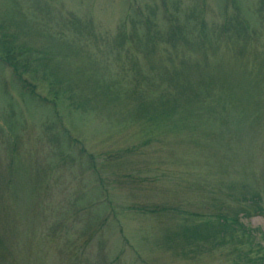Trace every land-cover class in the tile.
I'll use <instances>...</instances> for the list:
<instances>
[{"label":"rangeland","instance_id":"rangeland-1","mask_svg":"<svg viewBox=\"0 0 264 264\" xmlns=\"http://www.w3.org/2000/svg\"><path fill=\"white\" fill-rule=\"evenodd\" d=\"M3 46L0 264H245L207 237L264 197V0H0Z\"/></svg>","mask_w":264,"mask_h":264},{"label":"trees","instance_id":"trees-1","mask_svg":"<svg viewBox=\"0 0 264 264\" xmlns=\"http://www.w3.org/2000/svg\"><path fill=\"white\" fill-rule=\"evenodd\" d=\"M171 39L172 37L168 39L167 42L171 43ZM5 48V46L0 47V62L12 68L18 77L22 79L23 76L20 74L21 70L19 69L15 57H10V54H14V51ZM22 66L25 68L24 65ZM29 90V87H25L24 92L29 93ZM43 101L45 103L51 102L48 99H43ZM249 193H247L246 190H242L239 194L240 196L236 198L235 202L237 203L234 205L238 208H233L232 205L227 202L220 201L221 203L217 205L214 215L212 216L218 223L214 225L218 228V231L207 238L211 237L213 239L212 242H216L214 243L215 246H224L228 242L233 243L231 253L236 259H239L245 264H247V262L248 264H264V245L258 242L255 232L249 231L242 224L241 220L243 216L252 215V210H255L256 214H264V209L261 207L264 197L257 193ZM152 211H154V209L147 212ZM170 211L172 210L170 209ZM184 237L186 236L184 235ZM0 244H2V242H0Z\"/></svg>","mask_w":264,"mask_h":264}]
</instances>
